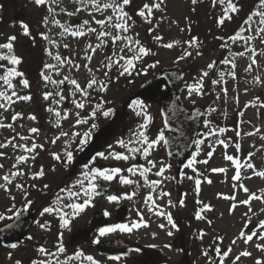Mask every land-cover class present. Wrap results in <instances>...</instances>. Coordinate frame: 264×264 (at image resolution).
Instances as JSON below:
<instances>
[{"label": "rangeland", "instance_id": "1", "mask_svg": "<svg viewBox=\"0 0 264 264\" xmlns=\"http://www.w3.org/2000/svg\"><path fill=\"white\" fill-rule=\"evenodd\" d=\"M248 1L251 3L249 7L242 8V6H240L242 3H248ZM145 2H148V0H132L131 5L126 8L135 21V24L127 35L132 36L133 39H139L143 45L150 47L157 53L156 56L146 57L143 61L144 64L152 63L155 60H159L160 64L154 69H149L147 75L137 76L134 74L132 77H121L118 81L115 79L117 72L114 67L110 73L113 79L109 84L108 91L106 93L93 92V96L96 98L94 100H96V102L99 99V96H103L105 100L111 102L105 105L106 107L115 103L117 106L120 104L122 105L124 102L123 100L127 102L138 100V98L132 94L134 91L138 92L137 85L149 80L160 79V72H157L158 70L161 71L162 69L170 67L183 69L188 80L187 85H191L196 82V78L199 77L202 70H206L207 64L212 61L217 62L220 59L221 52H214L212 50L215 41L218 39L216 35H219V33L222 34L223 31L221 30H226L225 25L228 23V21H226L223 26H217V18L222 14V6L217 5L215 8L212 7V0H200L195 6L191 4V0H166L165 12L162 14L159 11H156L153 16V23L150 25L145 23L139 16L135 15V12L142 7ZM235 2L238 3L240 11L238 14H234L232 19H243V22L250 13H253L260 8L258 0H235ZM78 6L79 5L75 3L74 0H62L60 5L52 4L51 0H49V4L46 6H37L34 3V0H0V18L6 17V26L3 33L1 32L2 39L0 43L7 42V39L10 36L14 35L17 37L16 41H14V54L22 57L23 62L19 65V70L24 72L25 77L30 82V87L24 89L22 85L19 84V78H14L13 83L16 85V90L21 95L30 94L32 97L31 101H17L7 111L0 109V123H13L14 128V130L10 128H0V143L7 142L13 136H16L17 133L31 136L32 133H30L28 129L31 127H37L41 130L37 136V143L44 144V150L37 149L39 156L37 157L34 166L31 168L21 166L26 175L16 177L13 181L14 184H25L29 193L28 199L33 201L32 205L27 210L30 211L36 209L34 223L26 235L28 237L25 238L22 244L16 248H6L0 244V264H16V261L18 260L21 261L22 264H33V261L43 260L48 261L49 264H57V261H60L61 264H92V262L86 258L89 256L88 253L91 254L90 256H92L98 264H137L136 259L139 257L137 251H133L128 260H124L123 258H120L119 260H114L108 257L104 258L99 256L97 252L92 249L93 247H91V242L89 241L91 239V241L94 242L99 236V231L89 239L85 238L82 234L83 227L86 224L89 214L93 212L96 207H105L111 213V217L113 218L112 215L115 202H111L108 199L101 200L98 194H95L92 197H85L81 185L76 184V181H83V188H87L90 184V179L85 178L83 173L89 172L91 168L99 167L102 169L101 164H109L111 162L115 163L113 168H121L123 170L121 175L140 182V187H137L135 184H122L119 176L112 180V183L115 186V192H112V194H118V196H121V202L124 201L128 203L132 208L131 217L125 219V221L123 220L122 223L131 225V223L137 221L139 218V210V212L143 213L144 219L149 222L150 226L134 230L132 233L116 231L103 237H99L100 240L121 236L135 244H140L141 247L138 246L139 248H150V245L159 246V249H162L165 254L163 255L164 258L159 256L152 257L161 260L163 264H177L179 251L176 248L175 242L178 228L172 229L169 225L165 229H161L159 224H166V218L157 217L153 212L148 210L149 204L145 203L146 196L150 192L155 199L162 188L171 195L170 197H165L163 200L157 199V203L161 206L159 210L170 211L177 224L178 221L176 218H178L179 209L183 212V216H189L195 215V213L199 211L200 205L198 201L202 200L205 203L211 204L213 210L202 213V215H205L208 220H211V224H208L205 220H197L194 218L191 221L192 224L187 227L192 230L196 236H199L201 233H206L202 240L197 237L200 241L202 253L200 252L201 255L197 256L198 261L196 264H209L210 258L212 264H218V257L215 256L213 251L219 244V242L215 240L216 236L219 235L224 237L223 243L219 244L223 251L231 244L232 239L239 235L242 229L246 231L258 230L259 221L264 220V212L261 211V209H264V203L261 201H252V212L249 213L251 223L246 224L247 218H245L243 214L248 212V206L238 205L235 211L230 214L229 207L233 202L218 198L217 196L218 193H223L226 195L235 194L237 200L247 198V195L242 190L237 189L234 191L233 189V184L237 183L232 179L235 169L232 162H229L224 158L223 153L225 151H227L228 154H234L236 158L241 159L242 163L249 155H251L252 162L255 164L256 168L258 170H264V83H258L255 79V77L259 76L260 80L264 81V56H257V62L260 66H253V70L249 72L245 71V69L248 64L251 63L249 59L251 54L249 53L240 57L235 56L234 53V59L236 62V69H234L236 73L235 79L227 74L233 70L231 69V66L221 63V70H219L217 74L215 69L211 70L209 71V77L204 79L203 95L194 93L192 97L189 98L186 88L184 100L187 105L193 106L200 104L205 106L206 112H204V117L206 119L202 124L203 138L207 137L209 129L216 130V134L212 135L211 138L208 137L205 143L199 146V148L197 145L195 146L197 148L193 155L199 151L197 160L205 159L206 153L210 150L209 145L214 146V152L207 165L202 163L195 164L198 173L192 175L191 172L193 171L190 168H188L183 174L181 173V177L178 179L179 183L182 185L179 200H184L185 206L181 207L177 203L176 207H168L167 201L169 199L175 204V195L177 192L175 185L172 184L176 179H172L173 176L172 173H170V170L165 173V177L167 178L161 177L163 183L155 189H152L149 185L144 184L143 178L140 177L139 173L133 176L131 173L127 172V169L129 168L127 163L132 161V159L127 161L116 160L111 157L103 159L96 155L98 152H104L105 155H108L112 149L113 151L111 152H116L114 151L115 146H112V144L125 149L127 154V148L121 147L118 141L124 140L129 147H134L133 144L139 139V137L137 135L135 136L133 133H129L119 138L115 137L113 141H109L111 148L105 146L96 150V147L99 146L98 143L95 142V146H91V141H89L82 151H78L77 143H73L70 150L74 153V160L73 163L67 167L52 158L51 153L53 152L60 153L63 158V149L65 147L63 141L67 138H61L56 144L48 142L49 139L55 138L60 129H57L54 126L56 117L52 113L46 111V108L51 101H45L43 99V93L45 91H55V86L49 85L45 88V82L41 79V71L44 69L46 63H56L55 60L47 55L48 50H51L54 54L58 51L62 56H72L76 63L83 65L85 63L83 57L87 45L89 43H92L93 45L97 43L95 34H89L85 37H72L69 33H65L63 36L60 35V33L63 32V29L60 28L55 21H59L61 24L76 26L77 24L82 23L85 19H91L87 10H83L72 17H69L66 14L67 11H75ZM48 7H52L54 12L50 13ZM193 7L196 9L195 12L192 11ZM62 8L65 9V11H61ZM6 11L8 12L6 13ZM109 14H111V10L104 13V15ZM94 15L97 19L103 18L100 13H94ZM45 17L48 18L47 24L44 23ZM198 17H200V20ZM29 21L32 23H29ZM201 22L204 24L206 30L205 36L202 35L204 31H202L200 26L202 24ZM36 23L39 25L40 34L44 33L48 35L50 40L55 41L56 43H51L49 40L43 39L40 35L38 43L40 44L41 50L32 46L31 43H29V47L28 41L31 35L24 34L22 25L27 24L31 33L33 31V25ZM156 24H159L158 30L155 32H149L148 30ZM189 25L191 26L190 32L188 31ZM246 26L249 27L248 25ZM259 26V17L254 16L253 23L251 24L252 31L244 32L243 35L254 36L256 38L259 37L256 32V29ZM92 27H97L99 30V27L94 23L92 24ZM181 29H184V31H181ZM157 34L163 37L162 43L172 41H180L181 43L173 49H165L158 46L157 42L153 40V37ZM193 36L199 38L200 47L198 50L202 55L197 56L195 51H193L191 57L176 63V58L181 54L185 47L183 42L191 39ZM251 42L252 41H250V43ZM65 43L70 44L71 48H64L63 45ZM262 43V51H264V42ZM56 44H59L60 47L57 48ZM120 46L119 42L115 46H112L111 43H109L108 47L97 49L90 64L97 79H104V69L101 62L106 56L111 54L109 49L113 48L118 52ZM244 47L245 45L242 41L238 52L243 51ZM129 55H131V53H129ZM229 57L232 58V55L230 54ZM219 62L221 61L219 60ZM0 63L7 62L0 61ZM140 66L141 64L138 62L137 68ZM97 69L100 70L97 71ZM220 72L226 73L224 76L226 84H213L211 82L212 78L218 79ZM2 74L3 73L0 72V75ZM63 75H71L78 79L83 85L90 77L91 73L83 67L78 72L70 71L68 66H65L62 69L61 76H56L54 72L52 73L53 79H60ZM63 87L65 89V95H69L72 86L66 83ZM225 87L227 88V95L222 91V88ZM5 89L6 86L0 81V90ZM10 92L11 90H9V94ZM13 99L15 100V97H13ZM94 100L92 101L93 104ZM193 101H195V103H193ZM2 102L3 101H0V103ZM56 107L67 109L72 112L80 111L82 116L87 115V113L91 111L90 105H86L84 110L75 109L71 99L63 101L60 106ZM213 109H215V111H213ZM144 110H148V115L151 116L152 113L156 111V106L150 104L149 107H145ZM16 112L23 113L24 119L12 121L11 118ZM241 113L243 115H241ZM31 114L36 115V121L27 118ZM74 119L75 118L70 115L67 120L62 121L63 131L83 132L87 130L88 125H81L78 128H73L72 125L74 124ZM208 121H211V124H209L208 127H205V123ZM21 125H23V127H21ZM221 128L225 130L222 133L219 131ZM257 129H259V131H257ZM95 131L96 129L92 130V134L95 133ZM237 132H239L240 135H237ZM249 132L254 133V135H248ZM157 134L158 133L155 132L150 136L151 138H154ZM217 139H227L230 142V147L225 150L222 145L216 143ZM130 141L131 143H129ZM13 142L25 143V141H20L19 137ZM27 143L30 144L31 141H27ZM235 144L241 145L240 151L236 150ZM88 147L90 151L87 150ZM0 151L7 154L4 157H0V164L4 165V167L0 169V176H3L8 174L10 170L15 171L13 164L16 163V157L22 154V150L14 149L9 146L0 149ZM253 153L255 155H252ZM93 158H95L94 162ZM29 163L32 164L31 161ZM41 165L44 167L46 175L43 178L33 180L31 178L32 172L36 171ZM86 165L88 167H86ZM144 166H147V164H144ZM221 167L226 168L227 172L215 173L211 171L213 168ZM53 168H55V171H52ZM185 173L187 176H194L195 178H201L205 181L202 182L201 190L198 194L195 192L194 180L187 179L184 175ZM200 173H203V176H200ZM241 175V182L251 191L259 194L258 190L264 189V178L258 176H253L251 179L247 178L251 175V170L242 167ZM148 179L151 181L152 177L150 178L148 176ZM207 179H211L212 183L208 184L206 182ZM60 180L61 185L59 184ZM2 182L3 181H0V183ZM33 184L36 185L35 188L29 187ZM45 184L49 185L46 189L44 188ZM73 185H75V187H73ZM51 192H53V194L49 197ZM132 192H136V195L132 199L124 198L126 193L130 194ZM70 193H72V195H70ZM11 195L16 197L15 201L10 199ZM56 197H60L61 199L57 201ZM89 198L91 199V204L79 215H73V210L65 207V205L72 203H83L85 199ZM24 203L23 194L19 189L12 187L11 193L0 189V212H5L6 209L13 205L15 206V210L20 211L23 208ZM46 206L59 208L62 209L64 213H67V218L71 221L69 227H60L62 221L59 218L60 214L58 212L41 216L40 213ZM6 221L8 220L0 221V225ZM40 224H46V227L41 228ZM115 224L119 223H116L114 220L112 225ZM169 230L173 232V235L169 236L167 234ZM60 233H63L62 240L59 237ZM29 237H31V239H29ZM64 241L73 242V250H69L68 253H59L57 251V246ZM79 241L86 242V245L83 244L82 248L77 247ZM256 243H264V241H259L254 238L252 242L246 245L242 240H237V243L232 245L233 252L229 255L225 264H232L234 257L245 249L251 251L252 256L242 257L240 261L236 262V264H255L257 258L264 259V252L255 248L254 245ZM142 245L146 247H143ZM166 245H169L170 247H166ZM40 247H44L49 253H55V255L46 256L41 254L38 251ZM205 251L208 252L207 257L203 255ZM81 253L82 255H80ZM152 253V250L148 251V254Z\"/></svg>", "mask_w": 264, "mask_h": 264}, {"label": "snow or ice", "instance_id": "2", "mask_svg": "<svg viewBox=\"0 0 264 264\" xmlns=\"http://www.w3.org/2000/svg\"><path fill=\"white\" fill-rule=\"evenodd\" d=\"M61 2L62 0H51V3L56 5H60ZM74 2L77 3L79 6L75 9V11H67L66 14L69 17H72L83 10H87L89 16H91V19H85L82 23L77 24L76 26L61 24L59 21H55V23L63 29V32H61L60 35L63 36L65 33H69L72 37H85L89 34H95L97 43L95 45H93L92 43H89L87 45V49L85 50V55L83 57L85 60V63L83 65L76 63L72 56H62L58 51L54 54L51 50H48L47 55L50 56L53 60H55L56 63H46L44 65V69L41 71V79L45 82V88H47L49 85L55 86V91H45L43 93V99L45 101H51L49 106L46 108V111L52 113L56 117L54 126L57 129H60L55 138L49 139L48 142L51 144H56L57 141L61 140V138H67L63 141L65 144V147L63 149V158L62 155L57 152H53L51 153V155L55 161L59 162L65 167L73 163L74 160V153L72 150H70L72 148V144L77 143V150L82 151L84 147L87 146V144L89 143L92 137V130L97 128V124L94 121L97 119L98 114L102 115L105 118L114 115V108L105 107V105L111 102L105 100L103 96H99L97 102H95L94 104L92 103V101L96 99L93 96V92L106 93L108 91L109 84L112 82L113 79L110 75L112 69L114 67L116 68L117 75L115 79L118 81L121 77H132L134 74L137 76L147 75L149 69H154L160 64L159 60H155L152 63L144 64L143 61L146 57L156 56L157 53L154 52L150 47L143 45L139 39H133L132 36L127 35V33L131 31L133 25L135 24L133 17L126 10V8L131 5L132 0H74ZM199 2L200 0H191V4L193 6L197 5ZM34 3L37 6H46L49 4V0H34ZM258 3L260 8L254 11L253 13H250L244 21V24L248 25L249 27H241L234 34L227 37V39H225L224 37H219V39L223 42L221 44V47L224 49L230 48L228 41H231L233 44L237 43L238 41H243L245 45L244 50L235 53V56L243 57L249 53L251 54L249 56L251 63H249L247 68L245 69V71L249 72L253 70V66H260L257 62V56H264V51L257 52L256 48L250 45V41L254 40L256 37L243 35L244 32L252 31L251 24L253 23V17L257 16L259 17L260 26L256 29V32L260 40L264 42V0H258ZM165 4L166 0H148V2H145L142 7H140L135 12V15L139 16L145 23L151 25L153 23L154 13L156 11H159L162 14L165 12ZM217 5L222 6V14L217 18V26H223L226 21H231L233 15L238 14V12L240 11V7L238 3L235 2V0H212V7L215 8ZM109 10H111V14L104 15V13ZM195 10V7H193L192 11L195 12ZM48 11L52 13L54 12V9L52 7H48ZM61 11H65V9L62 8ZM94 13H100L103 18L97 19ZM47 22L48 18L45 17L44 23L47 24ZM93 23L99 27V30L97 29V27H92ZM22 27L25 35H31L29 31V26L27 24H23ZM158 28L159 24H156L148 31L155 32L158 30ZM181 31H184V29H181ZM188 31H191L190 25L188 26ZM40 35L43 39L49 40V42L51 43H56L55 41H51L48 35L44 33H41ZM16 39L17 37L13 35L8 37L7 42L0 43V50H6L0 51V61L7 62L0 63V72L3 73L2 75H0V81H2L3 85L6 86L5 90H0V101H3L2 103H0V109H4L5 111H7L17 101H31L32 99L30 94L21 95L16 90V85L13 83L14 78H19V84L22 85L24 89H28L30 87V82L25 77L24 72L19 70V65L23 62L22 57H19L14 54V41H16ZM153 40L157 42L158 46L169 50L173 49L177 45H180L181 43L180 41L162 43L163 37L159 34L154 36ZM118 42L121 45L119 51L117 52L113 48H110L109 50L111 54L106 56L101 62L102 67L104 69V79H97L95 73L93 72V69L90 67L93 55L96 53L97 49L108 47L109 43H111L112 46H115ZM183 44L185 45V47L183 48L181 54L176 58V63H179V61L191 57L193 55V51H195V54L197 56L202 55V53L198 50L200 47V41L198 37L193 36L191 37V39L184 41ZM56 47L59 48L60 45L56 44ZM63 47L66 49H70L71 45L65 43ZM129 53H131V55H129ZM138 62L141 64L139 68H137ZM221 63L224 65L231 66V69L233 70L227 74L231 75L232 78L235 79V59L224 58L221 60ZM216 64V61H212L211 63L207 64L206 70H202L199 77L196 78V82L194 84L187 85L189 98H191L194 93L199 95L204 94V79L209 77V71L214 70L216 68ZM65 66H68L70 71L77 72L83 67L89 73H91V75L84 82L83 85L78 81V79L71 75H63L60 79H53L52 73L54 72L56 76H61V71ZM99 70L100 69H97V71ZM225 75V72H220L219 78L214 79L211 82L213 84H226V81L224 80ZM255 79L258 83H264V81L260 80L259 76L255 77ZM66 83L72 86L69 95H65V89L63 86ZM9 90H11L10 94ZM222 91L225 95H227L226 87L222 88ZM13 97H15V100L13 99ZM67 99H71L75 109L84 110L86 108V105H90L91 111L88 112L87 115L82 116L80 111L72 112L67 109L56 107L60 106L62 102ZM193 103H195V101H193ZM130 107H132L133 111L136 112V115H143L146 121L151 122L152 117L144 111L146 106L141 100H133L131 102ZM137 109H139V111H137ZM213 111H215V109H213ZM70 115L75 118L74 124L72 125L73 128H78L81 125H88L87 130L83 132L63 131L62 121L67 120ZM241 115L243 114L241 113ZM27 118L32 121L37 120L35 114H31ZM11 119L12 121H15L17 119H24V114L21 112H16ZM165 123L167 124V121H165ZM209 124H211V121L206 122L205 127H208ZM21 127H23V125H21ZM0 128H10L14 130L13 123H0ZM141 128L146 129L147 123L142 124ZM28 131L32 133L31 136H25L20 133H17L16 136H13L7 142L0 143V149L11 146L14 149L22 150V154L16 157V163L13 164V168L15 169V171L10 170L8 174L0 176V181H3L2 183H0V189L4 190L5 192L11 193L12 187H15L19 189L20 192L23 194V199L25 201L24 206L20 211L15 210V206L13 205L12 207L6 209L5 212H0V221H11L14 218L18 219L22 215V212L27 211V209L33 203V201L28 199L29 193L25 184L13 183L16 177L26 175L25 171L21 166H27L29 168L33 167L37 157L39 156V152L37 151V149L44 150V144L37 143V136L41 130L37 127H31L28 129ZM219 131L222 133L225 130L221 128L219 129ZM257 131H259V129H257ZM215 134L216 130L209 129L207 136H212ZM137 135L139 139L135 143L138 146L129 147L124 140L118 141L121 147L127 148V154L110 151L108 155H105L104 152H98L96 155L103 159H108L109 157H111L116 160L125 161L129 159L135 160L137 155L142 156L146 161L147 165L149 166L135 164L132 167H129L127 169V172L131 173L133 176L139 173L140 177L143 178L144 184L149 185L152 189H155L160 184H162L163 181H149L148 173L152 172V169L155 168V176L167 178L165 177V173L166 171L170 170L172 166L171 164L165 163L162 160L150 159L149 157L152 156L153 152L157 149V147L161 146L162 144L168 145L169 140L166 138L164 131H160L157 136L151 139L143 131L139 132ZM237 135H240V133L237 132ZM248 135H254V133L249 132ZM17 137H19L20 141H25V143H14L13 141H15ZM27 141H31V143L29 144L27 143ZM129 143H131V141ZM195 143L199 148L200 145L205 143V140L198 139L195 141ZM216 143L222 145L225 150L230 147V142L227 139H217ZM109 147L111 148V145ZM209 148L210 150L206 153L205 159L197 160V156L199 155V151H197V153L192 156V158L184 165V167L192 169L194 174L198 173V169L195 167V164L202 163L207 165L213 155L214 146L209 145ZM235 148L237 151H240L241 145L235 144ZM6 155L7 154L5 152L0 151V157H4ZM252 155L255 154L253 153ZM223 156L227 161L232 162V164L234 165L235 171L232 179L237 182L236 184H233L234 191L237 189L242 190L247 195V198L243 200H237V196L235 194L226 195L223 193H218L217 196L218 198L230 200L233 202L230 204L229 207L230 214L235 211L238 205L248 206V212H245L243 216L247 218L246 224L251 223V217L249 216V213L252 212V201H261L262 203H264V189H259V194H257V192L251 191L247 186H245V184L241 182V168L243 167L251 170V175L247 177L248 179H251L253 176L264 178V170H258L256 168L255 164L252 162L251 155H249L243 163L241 159L236 158L234 154H228L227 151L223 153ZM94 160L95 158H93V162ZM30 161L32 162V164L29 163ZM3 167L4 165L0 164V169H2ZM86 167L88 166L86 165ZM52 171H55V168H53ZM122 171L123 170L121 168H91L89 172L83 173L85 178L90 179L89 186L87 188H83V181L81 180H77L76 184L81 185L85 197H92L93 195L98 194L97 185L95 183L97 178H102L105 181H112L116 179L117 176H119L120 182L122 184H135L137 185V187H140L139 181L121 175ZM211 171L215 173H226L227 169L221 167L213 168L211 169ZM45 175V169L41 165L36 171L32 172L31 178L35 180L37 178H43ZM184 175L187 179L194 180L195 192L198 194L201 190L202 182L205 181H203L201 178H195L194 176H187L186 173ZM200 176H203V173H200ZM172 179H176V177H172ZM206 182L208 184L212 183L211 179H207ZM29 187L35 188L36 185L33 184ZM48 187L49 185H44L45 189ZM73 187H75V185H73ZM70 195H72V193H70ZM135 195L136 192H132L130 194L126 193L124 198L132 199ZM170 195L171 194L169 192H166L161 188L160 192L158 193L155 199L151 192L146 196L145 199V203L149 204L148 210L150 212H153L157 217L166 218V224H159V227L161 229H165L169 225L172 229L178 228L177 222L174 220L172 213L170 211L159 210L161 206L157 203V199L163 200L165 197H170ZM121 198L122 197L118 195H110L107 197V199L111 202H118ZM10 199L15 201L16 197L14 195H11ZM60 199V197H56L57 201H59ZM177 203L181 207L185 206L184 200H179ZM198 203L200 205V209L198 212L195 213V218L197 220H205L208 224H211V220H208L205 215H202V213H205L206 211H212L213 207L210 203H205L202 200L198 201ZM90 204L91 199L89 198L85 199L83 203H72L65 205V207L71 208L73 210V215H79ZM167 206L176 207L177 205L173 204L171 199H169L167 201ZM261 211L264 212V209H261ZM54 212H58L60 214L59 218L62 221L60 227L68 228L71 221L67 218L68 214L64 213L62 209L54 208L52 206H46L43 208L40 215L43 216L44 214H52ZM105 215H109V213L105 212ZM138 217V220L131 223V225L127 223H119L110 227L100 228L99 236L94 240V243L99 244V237H103L109 233H113L116 231L132 233L134 230H139L142 227L147 228L150 226L149 222L144 219L143 213L139 212V210ZM40 227L45 228L46 224H40ZM167 234L171 236L173 235V232L169 230ZM204 235H206V233H201L198 238L202 240L204 238ZM59 237L62 240L63 233H60ZM254 238L259 241H264V220L259 221L258 230L246 231L242 229L239 235L232 239L231 244L223 251L221 250L219 244L223 243L224 237L219 235L216 236L215 240L218 241L219 244L214 248L213 251L215 253V256L218 257V264H225V261L227 260L229 255L233 252L232 245H235L237 243V240H242L244 244L247 245L252 242ZM29 239H31V237H29ZM254 246L257 250L264 252V243H256ZM9 247L16 248L17 245L11 244L9 245ZM150 247L156 246L150 245ZM166 247L170 246L166 245ZM38 251L46 256L55 255V253H49L48 250L44 247H40ZM57 251L59 253H63L65 251V248L62 244L58 247ZM134 251L139 252L140 249L137 248L134 249ZM80 255H82V253ZM203 255L207 257L208 252L205 251ZM250 256H252V252L245 249L239 252V254L234 257L232 264H236V262L240 261L242 257ZM86 258L87 260L91 261L92 264H98V262H96L92 256L89 255ZM112 259L119 260L120 257L115 256L112 257ZM16 264H22V262L18 260L16 261ZM33 264H49V262L46 260L33 261ZM57 264H61V262L57 261ZM209 264H212L211 258L209 259ZM255 264H264V259L257 258L255 260Z\"/></svg>", "mask_w": 264, "mask_h": 264}, {"label": "flooded vegetation", "instance_id": "3", "mask_svg": "<svg viewBox=\"0 0 264 264\" xmlns=\"http://www.w3.org/2000/svg\"><path fill=\"white\" fill-rule=\"evenodd\" d=\"M241 27H247L242 21V19H237L236 21L232 19L231 21H228L227 37L234 34ZM222 43L223 42L221 40L215 41L212 51L222 52L224 49L221 47ZM228 43L230 46V48L227 49L228 56L231 54L232 58L230 59H234L235 58L234 53L240 50V43H242V41H238L235 44H233L231 41H228ZM250 45L255 47L257 52L262 51L263 43L259 39V37L252 40ZM219 66H220V62L217 61L215 71L219 69ZM137 87H138V92L134 91L132 94H134L135 97L138 98V100H141L146 107H149L150 104H153L156 106V111H154L151 115L152 117L151 122L146 121L143 115H140V116L136 115V112H134L132 107L129 106L131 105V102L124 101L122 105L120 104L117 106V104L115 103V104L107 106V107L114 108L115 112H114V115L108 118H105L102 115H98L97 119L94 121L97 124V128H96L95 133L92 134V137L90 139L91 141L90 144L91 146H95V142H97L99 146L96 147V150H98L100 147H105V146L109 147L111 145L109 141L111 140L113 141L115 137L119 138L129 133H133L136 136L139 132L143 131L151 139L150 135L152 133H155V132L159 133L160 131H164L166 138L169 136L170 128L165 123L163 115H161L162 113H161V105H160L162 100L169 96L167 82L164 79L149 80V81L141 83ZM182 96L184 98V91H183ZM137 111H139V109H137ZM144 111L148 114V110H144ZM145 123H147V128L142 129L141 125ZM198 139H201L200 130L196 137V140ZM133 145L138 146L135 142ZM112 146H115L114 151L126 154L125 149H122L118 145H115V144H112ZM195 146H196V143L193 146V149H192L193 152H195L197 148ZM87 150L90 151L89 147L87 148ZM111 151H113V149ZM149 158L162 160L166 163L171 164L172 167L170 169V173H172L173 177H176V180L172 184L175 185L176 190H177L176 195H175L176 197L175 204H177V202L180 199V193L182 190V185L179 183L178 179L181 177V173L183 174L187 170V168L177 167L176 161L173 158H171L167 153V145L162 144L161 146L157 147V149L153 152L152 156ZM135 164L144 165L147 163L142 156L137 155L135 160L129 161L127 163L128 167H132ZM114 166H115L114 162H111L109 164H101L102 169H105V168L110 169V168H113ZM155 172H156V169L154 168L152 169V172L148 173V176L150 178L152 177V180H161V177L155 176ZM108 182L112 183V181H108ZM114 189H115V186L113 184V188L110 191V194L108 196L113 195L112 192H115ZM114 195H118V194H114ZM108 196L101 197V195H99L101 200L107 199ZM120 202H121V199L118 202H115L114 208ZM98 208L99 207H96L95 210ZM177 217L178 218L176 219L178 221V224H177L178 233H177V236H176L177 238L175 242L176 248L179 251V255L177 257L178 258L177 264H196L198 261L197 256L198 255L200 256L202 253L201 247H200L201 245H200L199 239L197 238L198 236H196L192 232V230L188 229L187 227L192 224L191 221L195 218V215L183 216V212H181V210L179 209V213ZM89 241L91 242V247H93L92 249L96 251V243H94L91 240ZM85 243L86 242L84 241H79L77 247L82 248L83 244L86 245ZM61 244L65 248L64 253H68L69 250L71 251L73 250V247H74L73 242L64 241L63 243L58 244L57 247H59ZM138 246L141 247L140 244H136L134 249L139 248ZM143 247H146V246H143ZM139 249H140V251L138 252L139 257L136 259L137 264H163L161 260L155 259L156 256L164 258L163 255H165L162 249H159V246L150 247V248H139ZM149 250H152L153 253L148 254ZM88 251H92V250H88ZM152 256H155V257L153 258ZM102 257L105 258L106 257L105 254L102 255ZM120 258H123V257H120ZM123 259L128 260L129 258H123Z\"/></svg>", "mask_w": 264, "mask_h": 264}, {"label": "water", "instance_id": "4", "mask_svg": "<svg viewBox=\"0 0 264 264\" xmlns=\"http://www.w3.org/2000/svg\"><path fill=\"white\" fill-rule=\"evenodd\" d=\"M162 76L169 84V96L161 104L162 115H164L167 125L172 130L168 137V154L177 161L179 166H184L189 159L204 108L197 106L189 109L182 101L181 94L186 85L182 71L167 70L162 73ZM98 184L100 192L104 195L108 194L111 185L102 180H98ZM115 210L116 220L118 221H123V219L131 215V208L123 202ZM105 212V209H99L90 215L83 229L85 235L90 236L96 230L109 225V219ZM32 222V214L23 211L18 219L14 218L0 226L2 244L9 246L21 243ZM131 247V242L117 236L115 239L101 241L98 244V252H105V254L110 256H128L130 255Z\"/></svg>", "mask_w": 264, "mask_h": 264}, {"label": "trees", "instance_id": "5", "mask_svg": "<svg viewBox=\"0 0 264 264\" xmlns=\"http://www.w3.org/2000/svg\"><path fill=\"white\" fill-rule=\"evenodd\" d=\"M8 11H6V13H7ZM5 18L6 17H2V18H0V42H1V39H2V34H1V32H3V30H4V28H5V26H6V21H5ZM198 19H200V17H198ZM38 26L39 25H35V27L33 28L34 29V33H33V38L31 39L30 38V43H31V45L32 46H35V47H39V45L37 44V39H36V34H37V32H38ZM201 26V28H202V31H206V30H204V24H201L200 25ZM204 34V33H203ZM205 36V35H204Z\"/></svg>", "mask_w": 264, "mask_h": 264}]
</instances>
